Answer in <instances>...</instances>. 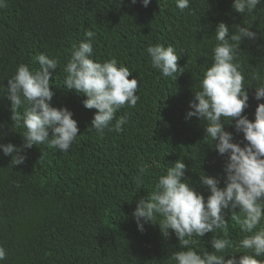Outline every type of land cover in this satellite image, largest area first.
<instances>
[{
  "label": "trees",
  "instance_id": "1",
  "mask_svg": "<svg viewBox=\"0 0 264 264\" xmlns=\"http://www.w3.org/2000/svg\"><path fill=\"white\" fill-rule=\"evenodd\" d=\"M5 3L0 8V96L18 65L38 68L35 57L41 53L58 58L51 103L73 112L79 136L67 152L47 144L27 149L25 162L16 166L0 150V246L7 251L0 264H174L171 254L179 250L174 234L163 237L158 224L139 232L132 212L179 159L189 166L190 186L205 197L210 193L198 174L223 176L226 157L204 139L203 122L185 116L212 62L216 25L224 22L230 34L235 24L257 32V40H243L237 53L245 85H251L245 114L254 120L258 103L264 102L253 98L255 86L264 82V0L244 14L232 9L233 0H190L184 10L176 0H151L146 8L130 0ZM87 30L95 33L93 59L115 58L132 72L129 79L138 80L135 107L125 104L116 113V119H127L120 132L92 129L97 110L85 108L86 97L63 86V68ZM157 44L175 47L184 71L177 79L151 66L146 50ZM10 116V102L0 98V124L6 125L0 143L19 147L25 129L12 125ZM225 130L233 132L234 142L243 139L234 121ZM143 167L147 171L137 187ZM228 219L227 236L238 245L244 233ZM211 237L206 234L193 247L211 251Z\"/></svg>",
  "mask_w": 264,
  "mask_h": 264
},
{
  "label": "clouds",
  "instance_id": "2",
  "mask_svg": "<svg viewBox=\"0 0 264 264\" xmlns=\"http://www.w3.org/2000/svg\"><path fill=\"white\" fill-rule=\"evenodd\" d=\"M141 3L148 7L151 0H130L131 5ZM262 0H233L232 9L240 14L253 12ZM180 10L189 8L190 0H176ZM6 7L0 0V8ZM230 34L229 26L220 22L215 28V46L212 62L204 71L199 90L189 102L185 119L193 117L204 124V139L213 142L212 147L226 157L223 176H212L202 171L199 183L209 195L190 186L185 178L188 170L183 160H177L162 173L150 194L137 200L132 217L141 233L145 225L158 224L163 237L174 234L178 248L172 252L174 264H264V102L258 103L254 120L245 114L249 107V93L245 77L240 71L237 53L245 39L257 40V32L251 27L235 24ZM95 33L87 30L77 46L73 47L63 71V86L86 97L83 106L97 110L91 128L103 134L104 130L120 132L127 123L125 117L116 119V113L127 104L135 107L138 80L115 58L99 61L93 59ZM151 66L163 77L177 79L183 67L178 65L180 56L172 45L157 44L147 48ZM38 68L27 64L18 65L14 75L3 86V96L10 102V119L25 129L23 143H0L5 156H11L12 166L25 162L23 154L34 146L47 144L60 152L70 150L79 136L78 122L66 107H55L52 100L56 88L51 79L59 67L58 58L41 53L35 57ZM259 79V77H257ZM253 98L264 101V82L255 86ZM115 124L113 125V121ZM243 139L234 142V134L225 130V124H233ZM0 124V129L5 128ZM13 132L14 130L10 128ZM4 133L0 132V138ZM146 167L135 178L137 187L143 184ZM221 183L223 186H221ZM238 209V211H237ZM229 216L239 225L244 235L238 245L228 238ZM211 233V251H197L193 247L198 239ZM223 233V235H221ZM239 254V255H237ZM7 251L0 246V261Z\"/></svg>",
  "mask_w": 264,
  "mask_h": 264
}]
</instances>
